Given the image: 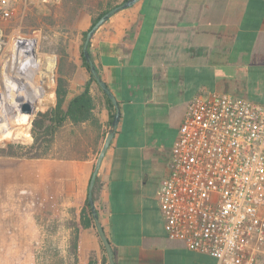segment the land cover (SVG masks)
Listing matches in <instances>:
<instances>
[{"label": "crops", "instance_id": "0c3cea01", "mask_svg": "<svg viewBox=\"0 0 264 264\" xmlns=\"http://www.w3.org/2000/svg\"><path fill=\"white\" fill-rule=\"evenodd\" d=\"M123 1L106 0L107 8ZM24 18L21 11L18 21ZM84 23L87 30L92 20ZM90 52L121 113L93 188L115 263L216 264L208 254L167 240L157 191L193 96L218 91L264 103V0H139L97 29ZM75 56L67 101L89 82L98 123L63 124L71 131L65 132L64 152L74 155L56 174L70 220L73 197L78 212L88 195L111 113L105 92L91 81L77 51ZM79 258L81 264L91 258L109 264L95 221L83 230Z\"/></svg>", "mask_w": 264, "mask_h": 264}, {"label": "rangeland", "instance_id": "374dc122", "mask_svg": "<svg viewBox=\"0 0 264 264\" xmlns=\"http://www.w3.org/2000/svg\"><path fill=\"white\" fill-rule=\"evenodd\" d=\"M107 7L106 0H30L23 22L18 16L0 21V264H75L67 248L70 219L59 191L62 177L56 174L62 173V160L74 155L64 152L65 132L71 131L61 126L45 153V144L32 148V127L38 113L55 104L57 78L68 84L77 71L84 20L93 22ZM18 70L31 82L17 78ZM15 80L23 84L20 89ZM27 102L31 113L22 111ZM77 204L75 195L72 218Z\"/></svg>", "mask_w": 264, "mask_h": 264}, {"label": "built area", "instance_id": "2783aa9c", "mask_svg": "<svg viewBox=\"0 0 264 264\" xmlns=\"http://www.w3.org/2000/svg\"><path fill=\"white\" fill-rule=\"evenodd\" d=\"M29 4L0 0V21ZM157 198L170 239L216 264H264V103L218 91L193 96Z\"/></svg>", "mask_w": 264, "mask_h": 264}, {"label": "trees", "instance_id": "16d2710c", "mask_svg": "<svg viewBox=\"0 0 264 264\" xmlns=\"http://www.w3.org/2000/svg\"><path fill=\"white\" fill-rule=\"evenodd\" d=\"M111 6L112 5H110L109 8ZM106 10L101 12L99 16L102 15ZM98 17L93 20L92 24L98 19ZM86 33L87 30L84 32V37ZM90 46L91 42L89 45V49ZM81 58L83 65L87 68L91 76V81H95L94 77L90 72V66L86 61L85 57L83 56V51H81ZM54 93L56 97L55 104H53L49 110L40 111L36 118L33 120L32 134L34 139L32 142V148H37L38 146L45 144V153L50 150L55 140L58 129L63 126L65 121L70 119L74 123L78 124L86 120H91L95 124L98 123L93 112L95 103L94 98L90 92L89 82H87V84L85 85V89L81 94L67 101V82L62 78H57ZM105 96L111 113L109 127L104 131L103 142L110 131L112 121L116 112V108L109 96L106 93ZM9 147H12V144H9ZM99 153L100 151L97 154L96 161ZM37 156L38 154L30 155V157ZM91 225H94V216L92 214L87 195L85 200L80 204V210L78 212H75L73 218L70 220L72 235L70 238L69 253L73 257L75 264H81L79 253L81 249V239L83 230ZM95 263V260L91 258L87 261L86 264Z\"/></svg>", "mask_w": 264, "mask_h": 264}, {"label": "water", "instance_id": "95a60500", "mask_svg": "<svg viewBox=\"0 0 264 264\" xmlns=\"http://www.w3.org/2000/svg\"><path fill=\"white\" fill-rule=\"evenodd\" d=\"M138 1L139 0H124L123 2L118 3V4L110 7L109 9H107L102 15H100L98 17V19L87 30V33L85 35V39L83 42V46H82L83 56L85 57L86 61L88 62L89 66H90V72H91L92 76L94 77L95 81L99 84V86L102 88V90L109 96V98L111 99L112 103L114 104V106L116 108V112H115V115H114V118L112 121V126H111L110 131L107 134V136L103 142L101 149H100V153L98 155L96 164H95L93 172L91 174V178H90L89 186H88V201L90 203L92 214L94 216V221H95L97 231L100 235V238H101V240L105 246L106 252L108 254L109 264H116L114 257H113V248H112L111 243H110V241H109V239H108V237L104 231V228H103V226L99 220L97 208H96L94 197H93V188H94V184H95V181L97 178L98 171L101 167L103 158L105 156V153H106V151H107V149L111 143V140L113 139L115 132L117 130L121 113H120L119 104H118V101H117L115 95L111 92V90L109 89L107 84L103 81V79L101 78V76L97 70V66L93 60L92 55H91L89 45H90V42H91L95 32L97 31V29L107 19H109L113 14H115L119 10L130 7ZM26 47H28V46H26ZM32 110H33V107H32V104L30 102L24 103V105L22 106V111L24 113H31Z\"/></svg>", "mask_w": 264, "mask_h": 264}, {"label": "bare ground", "instance_id": "6f19581e", "mask_svg": "<svg viewBox=\"0 0 264 264\" xmlns=\"http://www.w3.org/2000/svg\"><path fill=\"white\" fill-rule=\"evenodd\" d=\"M25 72V71H24ZM27 72V71H26ZM26 72H25V74H26ZM17 78H20V79H27L29 82H31V80H32V78H31V76L29 77V75H25V76H22V73H21V70H18V72H17ZM19 80V79H18ZM15 83H16V86H17V88L18 89H20L21 88V85L23 86V84H19V82L18 81H16L15 80ZM17 89V90H18ZM25 89V88H24ZM23 92V91H22ZM21 93V92H20ZM26 96H27V91H26ZM14 98V97H13ZM19 103H16L15 105H18ZM9 106V105H8ZM16 108V107H15ZM10 109H11V107H9V110L8 109H5L6 111H9L10 112ZM0 111H4L3 109H0ZM4 118H7L6 117V115L4 116ZM11 118V117H10ZM7 120V119H6Z\"/></svg>", "mask_w": 264, "mask_h": 264}]
</instances>
